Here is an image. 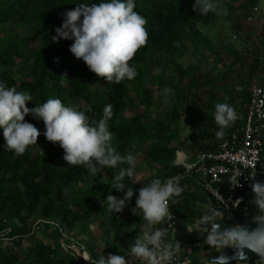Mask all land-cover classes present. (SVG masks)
Segmentation results:
<instances>
[{
  "label": "trees",
  "instance_id": "trees-1",
  "mask_svg": "<svg viewBox=\"0 0 264 264\" xmlns=\"http://www.w3.org/2000/svg\"><path fill=\"white\" fill-rule=\"evenodd\" d=\"M84 2L91 4L100 0H0V82L29 91L33 97V101L28 102L29 108L49 98H59L65 106L91 108L87 114L99 120L105 105L111 103L114 115L109 127L117 152L121 155L131 152L136 164L144 157L155 169L154 178L163 181L178 175L183 168L176 164L177 152L185 148L190 159L196 160L200 153L212 150L219 127L214 124L207 128L194 126L188 136L182 137L179 127L171 125L167 119L152 117L149 91L155 87L162 95L175 98L177 103L190 102L197 89L215 82L200 72V66L208 60V52L215 44L199 24L215 23L217 14L194 12L195 0H134V10L147 20L148 42L130 61L138 75L131 81L116 84L96 77L83 60L71 53L74 40H52L65 13ZM217 2L228 9L227 17L231 19L238 10L246 16L257 0ZM233 21L235 27L241 28L237 18ZM186 55L200 60L184 66L179 60ZM263 69L261 60L255 58L250 76ZM165 87L171 89L168 94L163 91ZM245 102H249V94L239 109L234 107L239 118L225 131L243 122ZM173 110L171 116L175 120L176 104ZM25 120L34 124L41 135L38 144L21 156L5 147L3 129H0V264H81L75 255L62 249L61 231L71 234L108 209L106 198L111 191L113 170L104 169L93 177L81 166L68 165L59 144L48 142L43 135V121L31 114ZM136 166L133 177L124 180L126 186L134 189L126 205L135 204L134 196L144 186L134 182ZM180 186L183 192L174 198L177 202L171 204V209L180 219L179 231H183L184 238L188 235L189 223L198 222L213 208L211 199L193 179L183 181ZM111 194L122 199L125 193L112 189ZM101 199L105 202L100 203ZM237 214L251 222L254 216L260 215L256 209L237 211ZM230 219L239 225L232 213ZM106 220L112 224L109 231L128 232L126 244L129 247L145 224L139 215L136 223L132 217L119 220L113 215ZM54 224H59L60 228ZM37 226L44 228L46 241L35 237L36 240L26 242L35 235ZM90 254L99 258L92 251ZM128 256L125 255L127 259ZM259 264H264V260Z\"/></svg>",
  "mask_w": 264,
  "mask_h": 264
},
{
  "label": "clouds",
  "instance_id": "clouds-1",
  "mask_svg": "<svg viewBox=\"0 0 264 264\" xmlns=\"http://www.w3.org/2000/svg\"><path fill=\"white\" fill-rule=\"evenodd\" d=\"M76 5L65 13L52 40H74L70 46L71 53L83 60L96 77L108 83L133 80L138 72L130 61L148 42L147 20L134 10V0H100ZM193 11H199L201 15L209 12L228 15V9L217 0H195ZM163 91L168 94L171 89L165 87ZM29 101H33L29 91L0 82V129H3L5 147L16 156L25 154L29 147L38 144L41 135L40 130L25 117L31 114L42 120L45 127L43 135L48 142L59 144L68 165L81 166L93 177L104 169L113 170L111 191L115 189L125 194L121 199L109 191L107 208L115 213L122 212L134 195L133 187L126 186L124 180L125 177H133L136 157L131 152L121 155L113 147V133L109 127L114 115L113 105H105L102 118L96 120L87 114L91 108L81 110L76 106H65L59 98H49L34 108L27 106ZM213 115L219 127L215 134L217 138H223L225 129L239 118L234 107L219 102L215 104ZM125 164L130 167H123ZM179 180L178 176L163 181L154 178L138 190L135 207L131 211L143 219L145 228L135 237L129 250L131 257L140 264H170L173 256L182 250L178 241L168 239V227H161L173 219L170 204L176 203L174 198L183 192ZM231 184L240 186L239 179L232 177ZM251 188L254 193L251 203L260 213L253 217L257 224L255 229L235 225L221 230L217 217L222 213L215 208L202 216V224L211 225L205 239L209 247L217 248L219 252L228 247L236 249L234 257L221 254L208 260V264H230L233 258L238 262L246 261L244 249L264 260V182H254ZM239 203L237 200L234 206H239ZM95 264H129V261L125 255L109 254L99 257Z\"/></svg>",
  "mask_w": 264,
  "mask_h": 264
},
{
  "label": "rangeland",
  "instance_id": "rangeland-1",
  "mask_svg": "<svg viewBox=\"0 0 264 264\" xmlns=\"http://www.w3.org/2000/svg\"><path fill=\"white\" fill-rule=\"evenodd\" d=\"M255 6H257L259 10L255 14L253 21H248L245 13L238 10V12L231 16V19L222 14H217L215 23L210 25L199 24L203 33L208 37L221 40L229 46L233 45L237 47L235 51H238L240 54H225L224 56H219V62L216 64L217 54L220 52L217 48L209 51L208 60L200 66V72L209 79H215V82L202 85L195 91L190 102L184 100L181 103H177L175 98L170 99L162 95L160 90L155 87L151 88L149 91L148 104L153 110V118L167 119L171 125L179 127L182 137H185L190 134L194 126H201L204 128L209 127L211 124L218 126L215 123L213 115L216 103H227L229 105L232 103L233 106L235 104H242L244 95L247 96L249 94L252 83L258 81L249 74L252 61L255 58L264 61V47L261 44V42L264 43V35L262 34L264 30V0H257ZM236 18L241 28L234 26L233 20ZM186 41L189 45V41ZM214 53L216 56L212 59ZM234 56L235 58H233ZM199 60L200 58L197 56L186 55L181 58L179 62L184 66H189L198 63ZM258 73L260 74L262 72L258 71ZM173 104H176L178 110V116L175 120L174 117L172 118L171 116L174 112ZM234 107L237 108V106ZM176 144H178V142H176ZM181 151L185 152V148ZM136 165L134 182L139 185L150 183L152 179H154V167L146 162L144 157H141ZM137 196L138 195L134 196L135 200ZM104 202L103 199L100 200V203ZM134 207L135 204H128L120 213H115L109 209L104 210L101 214H98L96 218L80 226L74 232H71V235L83 241L89 253L88 255H91V251L99 257L102 255L107 257L109 254L129 255V262L132 261V263H134L137 260L131 257L129 246L126 244L128 241V232L123 230L109 231L112 224L106 220L107 216L113 215L119 220L132 217V221L134 220V223H136L135 221L138 215H134L131 211ZM196 221L194 223H189L187 226L188 229H191L195 233L198 232L196 230ZM144 228L145 224L142 225L140 233ZM43 229L42 226H37L35 235L27 238L26 242L29 240H36L35 237H37V239L39 238L40 241H46ZM88 246L91 247V250L88 249ZM89 257L91 260L94 258L92 256ZM94 259L97 260V258Z\"/></svg>",
  "mask_w": 264,
  "mask_h": 264
},
{
  "label": "built area",
  "instance_id": "built-area-1",
  "mask_svg": "<svg viewBox=\"0 0 264 264\" xmlns=\"http://www.w3.org/2000/svg\"><path fill=\"white\" fill-rule=\"evenodd\" d=\"M258 10L257 6L251 7L246 19L253 21ZM261 63L264 65V61ZM212 146V150L200 153L194 161L188 153L178 151L176 164L181 165L183 171L174 177H180L179 183L193 179L213 203L228 214L233 210L249 212L255 209L251 203L254 197L251 184L264 182V85L257 81L252 83L243 122L225 131L223 138H217ZM232 177L239 179L240 186L231 184ZM237 200L239 206H234ZM172 215L170 224L161 227H168V239L178 241L182 250L173 256L170 264H205L200 256L217 248L206 244L207 235L202 236L203 231L195 233L188 229V235L183 238V231H179L180 219L174 211ZM54 225L60 228L59 224ZM61 233V247L65 252L72 253L82 263H95L82 240L64 231ZM132 264H140V261Z\"/></svg>",
  "mask_w": 264,
  "mask_h": 264
},
{
  "label": "water",
  "instance_id": "water-1",
  "mask_svg": "<svg viewBox=\"0 0 264 264\" xmlns=\"http://www.w3.org/2000/svg\"><path fill=\"white\" fill-rule=\"evenodd\" d=\"M210 206L212 208H215L216 210H218V211H220L222 213V216L220 218H218L219 220L217 221V223H219L220 226H221V230L235 226V224H233L231 222L230 214H228L222 207H217L213 203L212 200H211ZM232 215L238 221L239 225L246 226V227L250 226L249 228H251V229H255L257 227V224L254 221L251 222L246 217H243V216L238 215L236 210H233L232 211ZM210 227H211L210 224L203 225L202 222H201V220H199L197 222V225H196V230L197 231H203L202 236H205V235H208L207 228L210 230ZM219 251H220L219 249H216L214 251H210V252H208V253L200 256V260L202 262H205V264H208V260H211L213 258H216V257H218L221 254L227 255L228 257H234L235 256L236 249H233L231 247H228V248H224L222 250V252H219ZM244 252H245V254L247 256V260L246 261H240V262H238L237 259L233 258V259H231L230 264H238V263H243V264H259L260 258H259V256L257 254L249 251L248 249H244Z\"/></svg>",
  "mask_w": 264,
  "mask_h": 264
},
{
  "label": "crops",
  "instance_id": "crops-1",
  "mask_svg": "<svg viewBox=\"0 0 264 264\" xmlns=\"http://www.w3.org/2000/svg\"><path fill=\"white\" fill-rule=\"evenodd\" d=\"M213 42H214V44H215V48H217L218 49V51L220 52V53H218L217 54V62L216 63H218L219 62V60H218V58H219V56L221 57V56H224L225 54H227V55H231V54H240L238 51H235V48H237V47H234L233 45L232 46H229V45H227V44H225L223 41H221V40H215V39H213V38H211V37H209ZM223 42V43H222ZM261 44L263 45L264 43H262L261 42ZM263 47H264V45H263ZM216 56V54L214 53L213 55H212V59L214 58ZM237 57V56H236ZM233 58H235V56L233 57ZM237 62V61H236ZM236 62H233L234 64L236 63ZM237 64V63H236ZM235 66V65H234ZM225 72V71H224ZM250 74V73H249ZM254 79H256V80H258L257 82H259L260 84H262V85H264V72H262V73H256L254 76ZM247 98V96L246 97H244V99H246ZM234 103V102H233ZM232 104V103H231ZM241 105L242 104H235L234 106H237V108L239 109L240 107H241ZM247 105V102H245V104H244V106H246ZM232 107H234L233 105H231ZM188 152V150L187 149H185V152L184 153H187ZM188 154H189V152H188ZM130 263L132 264V261H130Z\"/></svg>",
  "mask_w": 264,
  "mask_h": 264
}]
</instances>
